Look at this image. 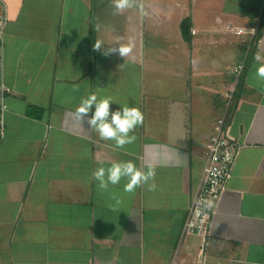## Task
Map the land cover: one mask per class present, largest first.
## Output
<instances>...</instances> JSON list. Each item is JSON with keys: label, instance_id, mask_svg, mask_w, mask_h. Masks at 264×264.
I'll list each match as a JSON object with an SVG mask.
<instances>
[{"label": "crops", "instance_id": "obj_1", "mask_svg": "<svg viewBox=\"0 0 264 264\" xmlns=\"http://www.w3.org/2000/svg\"><path fill=\"white\" fill-rule=\"evenodd\" d=\"M3 10L0 264H196L202 238L182 239V228L222 116L242 147L203 264H264V81L253 59L264 54V0H138L122 15L110 0H0ZM96 41L133 51L104 55ZM92 93L115 100L111 111H142L133 144L117 149L81 125L75 109ZM98 157L153 165L156 190L125 193L126 179L100 190Z\"/></svg>", "mask_w": 264, "mask_h": 264}, {"label": "clouds", "instance_id": "obj_2", "mask_svg": "<svg viewBox=\"0 0 264 264\" xmlns=\"http://www.w3.org/2000/svg\"><path fill=\"white\" fill-rule=\"evenodd\" d=\"M113 9V15H122L129 9L138 6V0H110ZM142 9V5H140ZM97 30L100 25H96ZM94 49L101 50L104 55H110L118 52L120 56L127 58L133 51V47L121 46L104 48L101 41H96ZM257 63L255 75L260 81H264V54L257 51L253 57ZM117 103L111 97L99 98L97 93L89 94L83 98L79 106L75 109V114L83 126L85 122L88 128L94 130L101 141H113L117 149H122L126 145L133 144L137 137L134 134L138 126H142L144 115L138 107H129L127 105L115 111L110 110L112 103ZM6 110V105L4 106ZM94 109V110H93ZM98 164L91 176L97 181L98 188L102 191H108L109 186L118 185L122 179H126L123 191L125 193H134L138 187L147 186L148 191H155V167L147 166V171L143 170L133 161H115L112 160L109 166H103L106 161L98 157ZM116 205L121 202L118 198ZM115 207V206H113Z\"/></svg>", "mask_w": 264, "mask_h": 264}, {"label": "built area", "instance_id": "obj_3", "mask_svg": "<svg viewBox=\"0 0 264 264\" xmlns=\"http://www.w3.org/2000/svg\"><path fill=\"white\" fill-rule=\"evenodd\" d=\"M8 17L5 10L0 12V42ZM241 31H238L240 33ZM244 68V62L236 64L231 72L239 76ZM10 87L0 81V142L5 138V114L8 110L6 94ZM6 105V110L5 106ZM242 144L231 137L225 129V116L216 122L214 132L206 143V162L203 174L196 192L193 195L186 220L182 228L181 238L196 234L202 238L201 249L197 254L196 264H203L206 238L210 232L211 218L216 210L228 180L232 176L234 164ZM172 264H181L174 258Z\"/></svg>", "mask_w": 264, "mask_h": 264}]
</instances>
